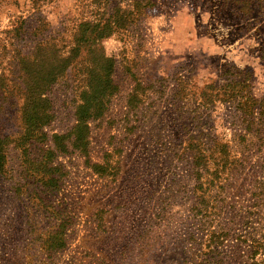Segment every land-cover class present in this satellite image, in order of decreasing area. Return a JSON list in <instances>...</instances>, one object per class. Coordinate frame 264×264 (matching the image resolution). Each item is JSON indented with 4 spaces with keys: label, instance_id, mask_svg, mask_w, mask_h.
<instances>
[{
    "label": "rangeland",
    "instance_id": "374dc122",
    "mask_svg": "<svg viewBox=\"0 0 264 264\" xmlns=\"http://www.w3.org/2000/svg\"><path fill=\"white\" fill-rule=\"evenodd\" d=\"M210 1L154 0L152 12L100 41L116 89L87 121V153L69 145L53 160L55 191L25 182L19 152L7 145L0 264H264V111L255 107L244 128L220 95L213 103L200 95L210 83L216 92L230 66L241 71L235 80L248 72L250 93L264 100L260 35L226 22ZM94 9L91 0H0V136L23 129L18 55L37 41L66 54L74 24ZM86 60L81 50L47 91L48 138L75 123ZM34 190L58 215L25 211ZM57 217L68 221L64 245L43 249Z\"/></svg>",
    "mask_w": 264,
    "mask_h": 264
},
{
    "label": "trees",
    "instance_id": "16d2710c",
    "mask_svg": "<svg viewBox=\"0 0 264 264\" xmlns=\"http://www.w3.org/2000/svg\"><path fill=\"white\" fill-rule=\"evenodd\" d=\"M39 1L32 0L33 4ZM91 3L95 9L88 17H81L74 24L72 44L66 54H61L60 48L53 43L37 41L29 53L18 55L17 63L24 75L23 102L20 107L23 129L15 138L0 136V179L5 176L6 148L10 143L19 152L22 179L25 182L38 183L37 186L42 192L55 191L61 181L58 165H53L57 154H64L69 145L81 153H87V121L102 114L105 102L116 89L110 78L113 59L104 53L100 41L146 16L155 7L154 0H91ZM206 3L212 4L210 0H206ZM215 6L216 14L226 22L238 26V30H253L260 35L256 53L260 60H264V0H217ZM81 50L85 51L87 66L84 67V87L79 95L81 101L74 112L75 123L66 133H54L48 138L44 127L51 121L52 112L47 91L56 78L79 56ZM230 68L222 69L219 74L226 77V82L216 91L219 93L211 92L214 87L210 83L200 91V95L204 97L203 102L210 103L215 100L212 96L220 95L222 101L234 106L244 128H249L252 111L255 107L264 111V100L257 99L250 93L248 72L243 79L235 80L241 71L234 74ZM37 143L40 146L34 145ZM37 148L39 153L35 154ZM191 156L192 171L194 170L193 174L196 176L203 163L201 149H194ZM14 191H19V188H14ZM10 193L13 197V193ZM27 197L25 198L28 202L22 204L26 212L37 209L49 217L58 215L57 208L46 203L37 191L34 190V194ZM2 199L1 197L0 201ZM21 200L19 197L18 201ZM57 219L55 227L41 239L40 245L43 249H58L64 245L62 229L68 221L64 217Z\"/></svg>",
    "mask_w": 264,
    "mask_h": 264
}]
</instances>
